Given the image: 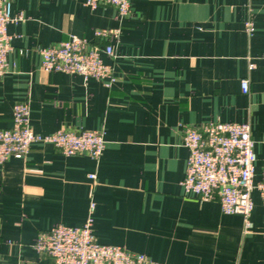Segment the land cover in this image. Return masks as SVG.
I'll use <instances>...</instances> for the list:
<instances>
[{"label": "crops", "instance_id": "crops-1", "mask_svg": "<svg viewBox=\"0 0 264 264\" xmlns=\"http://www.w3.org/2000/svg\"><path fill=\"white\" fill-rule=\"evenodd\" d=\"M11 1L13 15L25 19L8 25L0 128H10L14 105L29 100L35 132L102 129L106 147L95 159L35 142L26 157L0 164V264H53L35 248L38 234L82 226L92 202L101 243L166 264H264L257 189L246 232L242 215L183 185L186 130L210 122L250 123L254 181L264 179V0H131L128 16L87 0ZM99 28H119L120 36L98 40ZM72 34L113 46L114 56L102 54L113 67L111 85L43 70L38 48Z\"/></svg>", "mask_w": 264, "mask_h": 264}, {"label": "built area", "instance_id": "built-area-1", "mask_svg": "<svg viewBox=\"0 0 264 264\" xmlns=\"http://www.w3.org/2000/svg\"><path fill=\"white\" fill-rule=\"evenodd\" d=\"M92 8L114 6L121 16H128L131 0H87ZM25 19L24 14L13 15L12 1L0 0V76L5 73L11 47L8 25ZM246 31L252 35V19L246 22ZM98 40L120 36L119 28H99ZM41 66L46 72L63 71L95 77L106 85L115 80L113 67L102 58L105 53L114 56L111 44L99 45L76 34L51 46H40ZM243 92H248L249 81L242 80ZM35 142L50 143L66 156L87 153L99 159L106 147L102 129L61 128L50 134L34 131L30 120L29 100L18 102L13 108V124L0 128V164L10 158H24ZM188 148V166L183 185L188 194L201 200H219L226 214H240L245 231L253 228L254 209L252 192H260L264 204V179L254 181L257 154L250 123L210 122L202 129L188 127L184 136ZM95 179V174H90ZM95 203L82 226L57 225L38 234L35 248L53 264H166L152 260L144 253L132 252L122 246L104 244L93 232Z\"/></svg>", "mask_w": 264, "mask_h": 264}]
</instances>
